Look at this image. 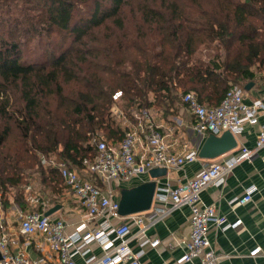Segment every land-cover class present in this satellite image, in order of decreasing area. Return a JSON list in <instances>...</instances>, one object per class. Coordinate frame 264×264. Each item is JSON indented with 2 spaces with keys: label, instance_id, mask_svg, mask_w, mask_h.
I'll return each mask as SVG.
<instances>
[{
  "label": "trees",
  "instance_id": "obj_1",
  "mask_svg": "<svg viewBox=\"0 0 264 264\" xmlns=\"http://www.w3.org/2000/svg\"><path fill=\"white\" fill-rule=\"evenodd\" d=\"M24 4L35 15L24 13L14 26L9 21L8 33L0 35L4 207L9 191L16 189L14 201L25 208L26 187L33 175L39 185L59 193L62 179L55 169L41 166L38 154L81 171L83 162L94 158L99 138L110 146L119 144L123 128L112 116L113 107H118L111 99L114 92L122 93L120 114L134 122L144 109L174 111L180 96L188 92L202 105L217 106L229 84L243 88L264 71V0H25ZM81 5L85 10L79 9ZM54 33L62 36L60 44L23 55L19 36L40 39ZM67 38L70 42L62 48ZM13 131L19 146L9 150L5 145ZM21 154L33 159L29 171L19 167Z\"/></svg>",
  "mask_w": 264,
  "mask_h": 264
},
{
  "label": "built area",
  "instance_id": "obj_2",
  "mask_svg": "<svg viewBox=\"0 0 264 264\" xmlns=\"http://www.w3.org/2000/svg\"><path fill=\"white\" fill-rule=\"evenodd\" d=\"M121 91L112 94L117 103ZM181 104L189 115V126L194 134L204 140L208 135L220 136L230 132L235 138L247 126L257 127L256 145L253 149L237 147L214 160L198 158V149L171 150L177 145L173 129L163 126L167 134L160 132L147 109L134 116L130 122L123 118V138L117 146H110L105 139L96 141V154L91 162L84 161L81 171L70 170L64 162L45 154L37 160L46 168L57 171L74 203L85 212L81 220L69 231V224L62 218L45 216L53 207L45 196L35 193L27 201L31 209L16 210V221L0 217V264H141L140 257L146 247L155 248L158 239H151L148 230L161 222L170 211L182 206L190 210V232L182 247L180 263L217 264L221 258L212 249L207 237L210 225L225 231L243 229L242 221H228L210 205L201 203L200 194L207 187L222 186L232 169L243 161L252 159L264 149V95L247 104L244 89L229 84L217 106L207 107L199 103L195 94L180 96ZM182 122L176 120L180 127ZM181 126V127H182ZM167 138H170L168 142ZM201 162L199 172L184 183L172 188L169 184L155 187L148 211L120 217L117 188L134 186L144 182V176L154 168L178 170L183 166ZM264 164V156L261 158ZM32 186L26 187L31 193ZM256 187H248L244 195L230 202L246 205L252 199ZM136 228L132 232L131 228ZM135 242L138 251L130 243ZM99 249V253L95 250ZM35 257H31V253ZM261 254L259 247L248 253L251 258Z\"/></svg>",
  "mask_w": 264,
  "mask_h": 264
},
{
  "label": "crops",
  "instance_id": "obj_3",
  "mask_svg": "<svg viewBox=\"0 0 264 264\" xmlns=\"http://www.w3.org/2000/svg\"><path fill=\"white\" fill-rule=\"evenodd\" d=\"M263 95L264 71H260L255 74L252 87L249 90L244 89V101L249 104ZM147 110L155 123L162 127L160 129L161 133L167 134L163 126L169 125L172 127L173 135L177 140V145L171 150L172 152L183 150V146L186 150H195L202 144L203 140L191 130L189 126L190 117L182 104L178 103L175 110L167 114L155 111L153 108ZM176 120H180L183 126L177 127L175 125ZM259 121L263 122L264 119L261 118ZM257 130L258 128L255 126H247L236 137V150L241 146L253 149L256 145ZM167 140L170 142V138H167ZM263 156L264 149L259 150L252 159L235 166L222 186L207 187L200 194L203 205L213 206L217 213L225 216L228 221H234L236 218L242 221L243 229L240 231L232 229L221 231L212 225L208 227L207 237L211 247L221 257L217 264H264V164L261 162ZM201 166L202 163L197 161L178 170H167L164 177L156 180V184L162 186L167 183L175 188L178 184L192 179L199 172ZM147 180H149L148 175L144 176V182ZM251 186L256 187L251 201L246 205H236L232 209L229 203L242 197L245 189ZM126 187H131V185ZM68 196L69 200L59 204L61 208L51 216L66 221L70 225L68 228L70 231L85 215V212L74 203L69 192ZM27 199L28 197L25 198V208L22 209L24 211L31 209ZM51 205L53 206V204ZM18 208H20L18 204L12 201L5 207L0 203V217L9 222H15V212ZM189 218V208L182 206L170 211L161 222L151 227L147 234L151 239H158L159 245L155 248L146 247L140 257V263L197 264V261L193 263L179 262L184 252L182 242L186 240L190 232ZM131 230L135 232L136 228L132 226ZM130 247L135 252L139 250L135 242H131ZM256 247L260 248L261 254L255 258L249 257L248 253ZM99 252V249L95 250V253ZM30 255L31 257L36 256L33 252ZM76 263L82 264L79 258H76Z\"/></svg>",
  "mask_w": 264,
  "mask_h": 264
},
{
  "label": "rangeland",
  "instance_id": "obj_4",
  "mask_svg": "<svg viewBox=\"0 0 264 264\" xmlns=\"http://www.w3.org/2000/svg\"><path fill=\"white\" fill-rule=\"evenodd\" d=\"M23 3H25V0L24 2L23 0H0V35L5 36L6 33H8L7 31H8L9 21L11 23V26H14L16 25V21H20L22 19L21 17L24 13L27 15H35L36 12L31 10V6H26V4H24L25 6H23L22 5ZM7 8L9 11L7 10ZM79 9L83 11L85 10V7L81 5ZM98 32L99 30H96V29L93 31L95 35H98ZM103 33L104 31L101 30L99 33L100 34L99 36L102 37ZM18 38L20 39V42L23 43V45H21V49L23 51V55L26 57L39 54L42 50H45L46 48H50L52 44H56V43L60 44L62 42V36L55 34V33L51 34L48 37L42 36L40 39H38L37 37L26 38L24 36H19ZM69 42H70V39L67 38L62 48L67 46ZM60 50H61L60 48L56 49L55 53H58ZM66 89H68V87ZM13 91L15 90L13 89ZM9 94L12 95L10 90H9ZM180 102L181 101L179 98L178 103L180 104ZM117 104H118V107L114 106L112 109V116L116 120V123H118L120 126H123L122 120L125 116L120 114V110H119L122 108L123 103L122 101H118ZM98 133L99 135L104 136L103 131L102 132L98 131ZM15 136H16L15 131H13L11 134V137L8 139L5 145L6 148H9V150L15 149L16 147L19 146V144L14 139ZM32 165H33V159L31 158L30 154L20 155L19 167H21L25 171H29ZM29 185L32 186V191L31 193L25 194V198L29 196H33L35 193H38L40 195L45 196V198L49 201V204H53V205H59L62 202H67L69 200V196H68L69 191L62 184L60 185V188L58 187L60 189L58 191L59 193H53L51 192L50 188L47 187V185L45 186L39 185L37 178H35V175H33L30 179ZM119 189L120 188L116 187L117 191H119ZM7 197H9L8 203L10 201L16 203L14 199L17 198V190L14 189V190L9 191Z\"/></svg>",
  "mask_w": 264,
  "mask_h": 264
},
{
  "label": "water",
  "instance_id": "obj_5",
  "mask_svg": "<svg viewBox=\"0 0 264 264\" xmlns=\"http://www.w3.org/2000/svg\"><path fill=\"white\" fill-rule=\"evenodd\" d=\"M251 87L252 83H249L244 86V89L249 90ZM236 147V138L230 132H224L220 136L208 135L198 148L197 155L201 160H214ZM165 175V168H154L148 171L149 180L132 187L120 188L118 191V215L125 217L148 211L151 207L156 180ZM60 208V205H55L45 213V216H51Z\"/></svg>",
  "mask_w": 264,
  "mask_h": 264
}]
</instances>
